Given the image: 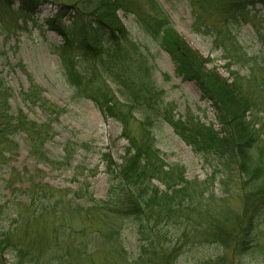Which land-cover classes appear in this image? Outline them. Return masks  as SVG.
<instances>
[{
    "label": "trees",
    "instance_id": "16d2710c",
    "mask_svg": "<svg viewBox=\"0 0 264 264\" xmlns=\"http://www.w3.org/2000/svg\"><path fill=\"white\" fill-rule=\"evenodd\" d=\"M53 1L57 12L45 25L62 40L58 71L70 103L90 101L120 127L127 146L120 164L103 157V199L91 192L86 197L81 187L55 189L39 178L25 188L0 180V264H177L192 252L194 264H235L251 255L264 261V55L261 61L248 58L229 28L249 21L248 9L264 0H214L221 11L215 31L205 28L194 8L203 0H189L197 29L209 31L223 59L241 65L247 78L207 70L208 62L187 46L157 0H144L146 13L130 12L126 0ZM47 4L0 0V9L35 19ZM118 11L133 14L141 36L169 56L176 76L195 84L213 108L218 130L193 115L173 114L156 84L151 49L129 38ZM32 107L47 124L28 118L24 109ZM61 114L31 80L16 94L0 77V161L18 151V136L35 159L59 164L48 160L44 148L54 134L50 123ZM162 123L214 163L224 189L219 195L208 180L189 181L181 165L165 162L153 134ZM73 154L66 141L61 162L70 165ZM234 201L238 210L224 208ZM75 217L86 224L73 226Z\"/></svg>",
    "mask_w": 264,
    "mask_h": 264
},
{
    "label": "rangeland",
    "instance_id": "374dc122",
    "mask_svg": "<svg viewBox=\"0 0 264 264\" xmlns=\"http://www.w3.org/2000/svg\"><path fill=\"white\" fill-rule=\"evenodd\" d=\"M45 1L48 4L37 11L35 19H24L12 9H0V77L4 78L16 94L20 93L21 88H27L28 81L31 80L50 104L62 110L57 121L50 123L54 134L44 148L48 160L59 164L50 165L35 159L28 153L20 140L21 137L17 136L15 142L19 145L18 151L11 155L9 160L0 161V180H10L14 187L25 188L30 183L37 182L39 178L55 189L73 192L81 187L86 197L91 192L94 198L103 199L108 185L103 157L108 155L113 162L120 164L127 144L120 138V127L111 119L104 118L90 101H80L76 105L70 103L69 90L58 71L60 67L58 47L61 46L62 40L48 31L45 25V20L51 18L57 12V8L53 5L55 3L53 0ZM157 1L187 46L208 62L205 66L207 70H215L223 78H228V71L238 72L239 77L247 78L249 72L241 65L240 67L230 65L223 59L222 53L214 45L213 35L201 27L197 29L198 25H195L193 14L197 10L206 29L212 28L215 31L220 27L221 11L214 0H203L201 4H195L196 10L190 5L189 0ZM125 2L130 12L148 11L144 0ZM16 8L13 6V9ZM248 11L249 21H241L229 28L247 57L261 61L264 55V4H256ZM116 14L129 38L151 49L156 84L163 92L164 101L172 107L173 114L178 117L193 115L201 123L218 130L214 110L208 102L202 100L195 84L176 76L175 65L169 56L141 36L133 14L123 11ZM243 85L248 88L247 84ZM24 112L31 121L39 125L48 122L38 108L24 109ZM132 131L138 135L137 125L133 126ZM153 134L156 148L161 152L165 162L181 165L187 180L195 182L208 180L217 195L224 190L218 182L220 174L214 163L195 154L168 124H157ZM66 141L70 142L74 151L70 165H66L67 163L61 162L60 159ZM4 188L5 194H11L12 189L7 185ZM79 204L87 206L82 200H79ZM224 208L238 210L239 204L235 201L230 202ZM53 224L48 222L47 227H52ZM82 224L86 223L78 217L73 218V226L80 227ZM194 254V252L185 254L177 264H194V260L197 259ZM257 256L240 258L241 260H235V264H264Z\"/></svg>",
    "mask_w": 264,
    "mask_h": 264
}]
</instances>
